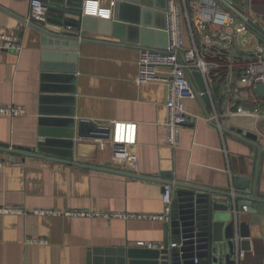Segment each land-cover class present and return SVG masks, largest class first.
<instances>
[{
    "label": "crops",
    "instance_id": "crops-1",
    "mask_svg": "<svg viewBox=\"0 0 264 264\" xmlns=\"http://www.w3.org/2000/svg\"><path fill=\"white\" fill-rule=\"evenodd\" d=\"M143 1L146 7L133 5L149 9L151 12L143 16L154 26L163 25L165 17L161 13H166V0ZM29 5L30 0H0V33L20 25L29 13ZM247 7L245 17L264 33V0H248ZM49 17L79 21L76 16L54 11H49ZM40 27L76 37L80 33L78 28L68 31L64 25L32 24L22 34L20 53L0 51V106L15 105L26 111L13 119L0 116V143L33 148L53 134L73 136L70 153L74 161L131 176L0 152V160L5 163L0 168V206L28 212L0 215V264H87L90 254L94 264H99L100 260L114 259L124 249L136 248L137 242L161 243L163 223L158 221L40 217L30 212L62 209L161 213V194L168 176L172 181L230 191L234 176L252 181L257 146L261 148L258 189L264 195V100L239 83L238 72L229 74L225 68L208 71L210 104L205 107L199 99L185 102L188 123L180 131L179 147L171 149L163 126L164 85L134 83L141 46L130 48L119 44L115 37L89 33L76 42L75 49L64 50L48 43L53 39L41 33ZM182 31L185 47H190L184 19ZM206 31L211 32V27L207 25ZM242 34H248L253 43L240 37L234 41L212 38L205 45L200 36L207 61L223 58L226 48L232 51L228 63L245 65L252 58L256 39L251 32ZM223 69L225 78L215 72ZM236 106L248 111L257 109L259 119H232L227 112ZM111 121L137 123V142L127 155L108 146L101 148L111 136ZM226 124L236 129L239 138L222 130L228 129ZM239 215L250 226L249 250L239 261L236 252H227L224 264H264L263 218L253 225L249 215ZM27 239L45 243L29 245ZM205 263L207 259H198L197 264Z\"/></svg>",
    "mask_w": 264,
    "mask_h": 264
},
{
    "label": "water",
    "instance_id": "water-1",
    "mask_svg": "<svg viewBox=\"0 0 264 264\" xmlns=\"http://www.w3.org/2000/svg\"><path fill=\"white\" fill-rule=\"evenodd\" d=\"M82 1H43L46 4H51L48 5L49 11L58 12L63 16L72 15L79 18L77 23H73L62 18L49 17L48 23L78 28L80 33L79 37H76L64 34L62 30L40 27L41 33L53 39L48 43H53V46L64 50L75 49L78 40H82L87 34L92 33L115 37L119 44L130 48L141 46V49L162 51L167 47L166 13H161L165 17L164 24L154 26L143 16V13L151 12L145 8V1L115 0L113 15L110 20L81 16ZM133 3H140L141 6L145 7L135 6ZM240 23L252 31L256 40L263 46L262 58L264 59V33L251 26L240 16H236L231 29L235 30V27ZM204 30L206 32V28ZM229 39L233 41L234 37L230 36ZM43 41L45 43L46 38ZM229 54L232 55V51ZM191 80L195 91L201 93L198 98L199 101L205 107L209 106L210 98L207 92L206 78L197 70L191 72ZM252 92L256 97L264 100V84H257ZM224 109L227 110V103L224 104ZM71 122L69 120L70 124ZM225 126L228 129L222 128L223 131L239 138L234 127H230L228 124ZM72 138L73 136L53 134L48 136V139H41L33 148L0 143V152L59 162L81 169L131 176L128 173L110 170L108 167L100 168L77 163L70 153ZM63 149H67V153L62 151ZM257 149L256 169L252 181L234 176L230 191H217L190 182L172 181L168 176L167 180L169 181L165 182L164 185H169L172 188V209L169 220L163 223V241L161 242L163 249L127 248L116 254L114 259H103V261H99V264H195L194 260L199 258L207 259L205 264H224L223 260L227 258V252L228 255L229 252H233L235 255V252L238 254L239 250L243 252L249 250L250 226L246 220L241 219L239 214L234 216L233 211L240 212L245 206L247 210L244 213L251 217V224L261 223V218L264 220V195L258 189L261 182V177L259 178L261 148L257 146ZM217 196H223L225 200H218L216 199ZM170 244H175L176 247L170 248ZM94 263L95 261L91 260L90 254L87 264Z\"/></svg>",
    "mask_w": 264,
    "mask_h": 264
},
{
    "label": "built area",
    "instance_id": "built-area-1",
    "mask_svg": "<svg viewBox=\"0 0 264 264\" xmlns=\"http://www.w3.org/2000/svg\"><path fill=\"white\" fill-rule=\"evenodd\" d=\"M104 1L107 3L105 6L102 4ZM114 5L115 0H83L81 16L110 20ZM247 5L248 0H167L166 32L168 34V45L162 51L150 49L140 50L134 83L138 86L147 83H160L164 85L166 97L164 103L165 122L163 126L169 148L177 149L179 147L180 131L188 123L185 102L187 100L198 99L201 96V93L196 92L193 87L191 80L192 71H200L205 78L210 69L225 68L229 71V74L236 71L239 74V83L250 91L257 84H264L263 46L257 40L256 46L252 51L251 60L242 66H236L232 62L225 64L208 62L202 56V45L199 42L200 36H202L204 44L209 45L212 38L225 41L230 40V36L237 39L242 33H253L243 23L237 25L235 30L231 29L236 16L242 17L253 26L252 22L245 17V11L248 9ZM48 18V5L41 0H30L29 13L25 20L13 30L0 33V51L20 53L22 50V34L25 28L32 24L45 25L48 23ZM183 19L186 21L188 34L191 39V46L188 48L184 47L182 39ZM207 25L212 29L209 33L204 30V28L207 29ZM66 30L72 31V27L66 26ZM226 52L228 50L225 48L224 54ZM162 70L165 73H162ZM234 92L237 93V89H234ZM227 113L232 119H238L240 117L259 119L257 109L248 111L242 106H238L234 111ZM25 114L26 111L19 106H0L1 117L13 119ZM110 125L111 136L106 144L101 145V148L108 146L116 153L127 155L129 149L133 148L137 142V123L111 121ZM4 165L5 163L0 160V168H3ZM216 199L224 201L225 197L217 196ZM161 201L163 205L162 212L157 214L62 209H34L30 213L40 217L119 219L124 221L138 220L164 223L169 220L172 209L171 186H163ZM246 210L247 208L244 206L240 212L233 211V214L237 216ZM27 213L19 207L0 206V215H26ZM25 243L29 245H43L45 241L40 239H27ZM136 245L137 247L147 249H163L162 243L137 242ZM174 247H176L175 244H170V248ZM243 254V251H238L237 261L243 257ZM194 263L197 264L198 260L195 259Z\"/></svg>",
    "mask_w": 264,
    "mask_h": 264
},
{
    "label": "trees",
    "instance_id": "trees-1",
    "mask_svg": "<svg viewBox=\"0 0 264 264\" xmlns=\"http://www.w3.org/2000/svg\"><path fill=\"white\" fill-rule=\"evenodd\" d=\"M229 53L228 52H226L225 54H224V51H222V55L221 56H223V58H221V57H218V58H216V59H214L213 61H215V63H221V64H225V63H227L228 62V58H229V55H228ZM202 56H203V59L204 60H208L207 58H206V55L205 54H203V52H202ZM227 57V58H226ZM224 59V60H223ZM209 60H211V59H209ZM212 72V71H211ZM216 73H220V74H222V76L225 78L226 76V72H225V69H223V70H216L215 71ZM215 72H213V73H215ZM210 74V73H209ZM236 108H237V106H236Z\"/></svg>",
    "mask_w": 264,
    "mask_h": 264
},
{
    "label": "rangeland",
    "instance_id": "rangeland-1",
    "mask_svg": "<svg viewBox=\"0 0 264 264\" xmlns=\"http://www.w3.org/2000/svg\"><path fill=\"white\" fill-rule=\"evenodd\" d=\"M185 37H186V35L183 34V31H182V39H183V43H184V39H185ZM240 37H241L240 39H241V40L243 39L244 42H246V43H249V44L253 43V39H251V38L249 37L248 34H246V35L241 34ZM250 42H251V43H250ZM184 47H185V44H184ZM185 48H188V47H185Z\"/></svg>",
    "mask_w": 264,
    "mask_h": 264
}]
</instances>
